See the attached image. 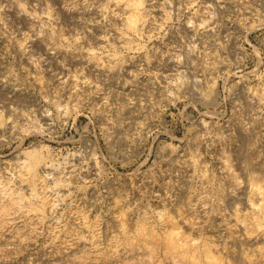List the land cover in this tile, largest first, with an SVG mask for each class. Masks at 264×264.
Wrapping results in <instances>:
<instances>
[{
    "label": "rangeland",
    "instance_id": "1",
    "mask_svg": "<svg viewBox=\"0 0 264 264\" xmlns=\"http://www.w3.org/2000/svg\"><path fill=\"white\" fill-rule=\"evenodd\" d=\"M253 172L264 0H0V264H139L169 233L264 261Z\"/></svg>",
    "mask_w": 264,
    "mask_h": 264
},
{
    "label": "bare ground",
    "instance_id": "2",
    "mask_svg": "<svg viewBox=\"0 0 264 264\" xmlns=\"http://www.w3.org/2000/svg\"><path fill=\"white\" fill-rule=\"evenodd\" d=\"M141 1V0H139ZM144 16V13L140 12L138 15L130 16L126 18V23L129 29H137V25L139 20ZM119 59V58H118ZM118 62V61H117ZM27 153V152H26ZM29 154V160L28 162L24 163L23 166L27 167L26 173L31 176L33 179H42L44 181V176L38 172V165L42 161V154L36 153V152H28ZM224 169L227 171V175L235 182L236 184H239L240 178L238 174L234 171V168L232 166V163L230 159L227 157L224 160ZM257 174V173H256ZM255 172L250 173L249 181L251 183L252 190L255 193H258L260 196L264 198V185L259 180V174L256 175ZM204 179L207 181H210L212 178L209 174H204ZM261 178V177H260ZM262 180V179H261ZM62 181V180H59ZM220 192H223V188L219 185ZM222 189V190H221ZM35 190V189H34ZM14 193H18V191H15ZM20 196H22V193H19ZM5 208L1 209L0 212L4 210ZM257 214L250 216L249 218H245L246 228L249 233H252L256 227L264 226V202H261L259 204H256L255 207ZM165 214L162 213V216ZM239 218V217H238ZM146 221V219H145ZM146 227V223L143 224V228ZM232 233L234 234L235 238H239V235H237V230L234 226H232ZM264 234V231H263ZM181 236V238L179 237ZM169 238L176 244L178 242V238L181 239L182 247L181 251H178V248H169L166 252L165 258H158L156 255H154V250L150 251V255L147 257H144L139 260V264H149L151 260H157L159 264H225V258L222 253H216L212 250L213 245V239L210 237H207L202 244L197 243H188L187 236L185 234H168ZM177 236V237H176ZM184 236V237H183ZM242 238V237H241ZM240 240H245V238H242ZM264 241V239H262ZM261 253L264 256V245L260 246ZM237 251V250H235ZM238 252V251H237ZM245 255L247 254V257L243 254L238 256H233L232 260L229 261V264H264V261H258L257 258H253L251 254H249L248 251L243 250L242 251ZM180 253V254H177ZM233 254L236 252H232Z\"/></svg>",
    "mask_w": 264,
    "mask_h": 264
}]
</instances>
